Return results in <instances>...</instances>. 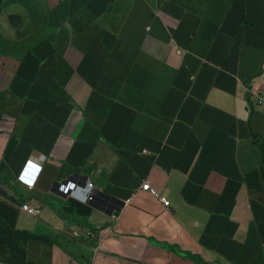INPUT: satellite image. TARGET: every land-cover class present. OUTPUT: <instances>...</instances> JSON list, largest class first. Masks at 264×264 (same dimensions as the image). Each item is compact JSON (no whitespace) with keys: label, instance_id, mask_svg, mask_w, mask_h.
<instances>
[{"label":"crops","instance_id":"crops-1","mask_svg":"<svg viewBox=\"0 0 264 264\" xmlns=\"http://www.w3.org/2000/svg\"><path fill=\"white\" fill-rule=\"evenodd\" d=\"M250 134L264 0H0V264H264Z\"/></svg>","mask_w":264,"mask_h":264},{"label":"built area","instance_id":"built-area-1","mask_svg":"<svg viewBox=\"0 0 264 264\" xmlns=\"http://www.w3.org/2000/svg\"><path fill=\"white\" fill-rule=\"evenodd\" d=\"M257 103L261 104L262 100L258 99ZM138 190L148 193L151 197L160 201L164 207L169 206L168 199L164 195H162L158 191H156L154 188H152L150 186V184L148 183V181H146V180L142 181V183L139 185ZM97 192H98V190L94 189L93 185L88 184L83 188L80 195H78L79 193H77L75 190L70 191L69 195L71 197H76V198L79 197L81 202L88 203V202L92 201V199L97 194ZM20 210L23 211L24 213H26L27 215L32 216V217H35L38 214V209L28 205L27 203H22L20 205Z\"/></svg>","mask_w":264,"mask_h":264},{"label":"clouds","instance_id":"clouds-1","mask_svg":"<svg viewBox=\"0 0 264 264\" xmlns=\"http://www.w3.org/2000/svg\"><path fill=\"white\" fill-rule=\"evenodd\" d=\"M37 168L35 165H32L29 167L28 171L25 173V177L26 178H30V177H33L35 176L36 172H37Z\"/></svg>","mask_w":264,"mask_h":264},{"label":"trees","instance_id":"trees-1","mask_svg":"<svg viewBox=\"0 0 264 264\" xmlns=\"http://www.w3.org/2000/svg\"><path fill=\"white\" fill-rule=\"evenodd\" d=\"M250 137H251V140L256 144H259L261 150L264 151V144L259 141L258 137H256V135L254 134H250Z\"/></svg>","mask_w":264,"mask_h":264},{"label":"water","instance_id":"water-1","mask_svg":"<svg viewBox=\"0 0 264 264\" xmlns=\"http://www.w3.org/2000/svg\"><path fill=\"white\" fill-rule=\"evenodd\" d=\"M117 213H115V215H116Z\"/></svg>","mask_w":264,"mask_h":264}]
</instances>
